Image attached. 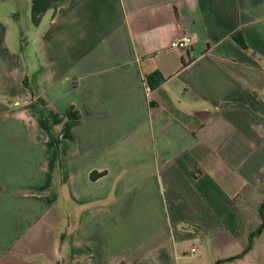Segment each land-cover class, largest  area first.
<instances>
[{"label":"crops","instance_id":"1","mask_svg":"<svg viewBox=\"0 0 264 264\" xmlns=\"http://www.w3.org/2000/svg\"><path fill=\"white\" fill-rule=\"evenodd\" d=\"M261 205L264 0H0V264H264Z\"/></svg>","mask_w":264,"mask_h":264},{"label":"built area","instance_id":"2","mask_svg":"<svg viewBox=\"0 0 264 264\" xmlns=\"http://www.w3.org/2000/svg\"><path fill=\"white\" fill-rule=\"evenodd\" d=\"M191 44L190 38L188 36H181L177 39L172 40L169 43V48L170 49H178V50H185L187 49ZM145 93L149 92V87L145 86L144 88ZM193 249H191L192 251Z\"/></svg>","mask_w":264,"mask_h":264},{"label":"trees","instance_id":"3","mask_svg":"<svg viewBox=\"0 0 264 264\" xmlns=\"http://www.w3.org/2000/svg\"><path fill=\"white\" fill-rule=\"evenodd\" d=\"M23 84L25 85V80L23 81ZM147 85H148L149 88H152V87H153L152 84H151L150 82H148ZM263 211H264V205H261V206H260V217H261L262 219H261V223H260L258 229H261V228H263V226H264ZM254 236H255V233H250V234H248L247 242H246L245 246L243 247L242 252H241L240 255L245 254V253L249 250V248H250V246H251V243H252V240H253Z\"/></svg>","mask_w":264,"mask_h":264}]
</instances>
